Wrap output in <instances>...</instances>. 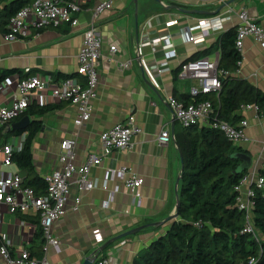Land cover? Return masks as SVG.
<instances>
[{"label":"crops","instance_id":"obj_1","mask_svg":"<svg viewBox=\"0 0 264 264\" xmlns=\"http://www.w3.org/2000/svg\"><path fill=\"white\" fill-rule=\"evenodd\" d=\"M65 1L76 2L81 7L77 15L79 24L75 27L63 25L45 28L28 38L12 40L6 39L0 31V70L16 71L0 85V89L6 86L9 92L5 95L0 90V106L9 104L8 96L10 91L16 90L20 73L33 71L34 75L48 74L51 77V74H76L82 32L91 22L93 8L100 2H111V9L94 21L102 38V46L97 67L99 84L97 95L91 101L90 119L76 126L75 106L68 101L54 99L50 87L34 91L32 103L57 105L58 108L40 118L42 126L33 140L32 153L35 172L44 178L60 169V143L75 133V163L81 165L89 155L99 153V135L102 132L124 121L129 115L133 117L135 125L141 129L133 138V148L115 150L101 164L90 169V179L99 183L91 191L79 192L75 184L71 185L67 211L52 227L59 245L43 244V248L46 246L44 256L52 264H82L94 254L108 258V264H132L140 251L164 234L170 223L166 219L176 212L181 160L173 134L180 125L174 120L166 101L170 96L176 99L181 95L190 98L189 89L194 84L190 79L179 78L176 70L193 54L217 40V36L210 33L206 37L207 46L195 49L184 41L181 29L193 27L198 18L228 9H232L233 13L228 17L226 30L236 28V11L242 5L264 30V0ZM173 21L176 24L168 26ZM141 33H147L150 37L170 34L175 45L176 54L167 59L170 71L163 74L156 84L144 75L143 64L135 55ZM111 45L117 48L113 55L110 52ZM144 52L145 63L148 65L164 59V53L159 47L154 51L146 47ZM217 52L206 57L212 59ZM124 60H130L131 66L119 70L117 65ZM231 75L245 79L264 91V44L258 43L253 36H247L239 67ZM237 113L247 121V140L237 146L251 156L252 165L247 171L259 173L264 170V112L239 109ZM14 125L11 123L4 126L2 134L13 130ZM164 128L173 136L165 145L156 140ZM2 160L0 153V172H17L22 179L25 178V171L19 170L15 164L9 168L4 167ZM122 167L127 169L128 176L143 179L141 198L138 201H134L123 178L113 172ZM103 181L106 182V189L102 187ZM78 196L81 203L78 210L74 211L71 208L74 198ZM37 227L36 214H12L6 205H0V239L5 237L4 244L11 253L17 254L22 249L29 252L33 246L38 245L43 237H35ZM95 229L103 237L101 243L94 240ZM135 229V233L117 238ZM122 241L123 245L115 247Z\"/></svg>","mask_w":264,"mask_h":264},{"label":"built area","instance_id":"obj_2","mask_svg":"<svg viewBox=\"0 0 264 264\" xmlns=\"http://www.w3.org/2000/svg\"><path fill=\"white\" fill-rule=\"evenodd\" d=\"M110 1L98 3L92 11L91 22L82 32V43L77 54L76 76L69 79H60L54 82L52 77L46 75H32L27 78L18 79L16 90L10 91L8 96L9 104L0 106V127L9 126L14 119L23 114L32 103L33 92L46 87L51 88V96L60 101H68L76 107L74 124L81 126L91 117V101L96 97V88L99 84L98 61L101 55L102 38L95 25L100 15L110 10ZM81 7L76 2L65 0H34L30 5L20 9L9 21L8 32L4 37L8 40L28 38L34 32L45 28L60 27L69 25L75 27L79 24L77 15ZM233 13L228 9L222 13L212 16L198 18L193 27H184L181 34L186 43L195 49H202L207 46V35L212 33L218 37L226 30V23L229 15ZM238 24L235 28V49L241 56L244 40L247 36L264 44V30L258 26L248 15L246 8L241 7L236 11ZM176 24L175 21L168 23V26ZM155 50L159 47L164 53V59L154 65L145 63V48ZM117 50L115 45L110 46V52ZM176 54L175 45L170 34H163L150 37L147 33H141L135 47L137 60L141 61L144 67L145 76L152 83H158L161 76L169 73L167 59ZM220 55L217 52L212 59L200 57L194 60H187L180 65L178 77L190 79L194 84L189 89V103L179 101L174 96L167 99L172 111L173 118L182 128L197 126L199 128L216 129L222 132L227 140L233 145L247 140L245 127L247 121L241 119L236 125L216 118V113L210 101H196L201 95L218 94L221 90L220 75L227 73L218 69ZM240 62H238V65ZM131 66L130 60L120 61L117 65L119 70L128 69ZM80 77V78H79ZM3 85V83L1 84ZM2 87L0 90L6 95L9 92ZM242 110H255L258 107L254 104L241 106ZM140 128L134 123L133 117L129 115L124 121L117 123L110 129L99 135L100 150L97 155H89L81 165L75 163V133L65 138L60 143L58 161L60 169L43 180L46 184L45 193L38 195L28 186L23 185V179L17 172H0V205L7 206L10 213H33L38 217V224L42 237L47 245L58 246L59 241L53 235V224L67 211L69 191L72 184H75L79 192H88L99 185L90 179L89 172L93 166L101 164L115 150H131L133 138L140 132ZM25 134L12 135L6 142L0 144V153L3 156L2 165L11 167L14 165L12 155L22 149L25 141ZM173 136L167 128L160 131L157 136L159 144H167ZM114 174L123 178L125 187L133 196L134 201L141 198L140 186L143 179L136 176H128L125 167L113 171ZM102 187L106 189V182ZM236 192L235 207L243 213L244 227L242 232L250 234L256 242H260L262 234L254 226V198L256 191L264 193V176L254 170L246 171L238 184L234 187ZM81 203V198H74L72 210L76 211ZM93 237L96 243H101L103 237L98 229L93 230ZM0 264H52L45 256L38 258L31 256L26 249L20 250L17 254L11 251L4 244L5 237L0 239ZM124 242H119L115 247H120ZM262 249H259L257 257H250L241 264H264L260 263ZM92 264H108V258H102L97 254L93 255Z\"/></svg>","mask_w":264,"mask_h":264},{"label":"trees","instance_id":"obj_3","mask_svg":"<svg viewBox=\"0 0 264 264\" xmlns=\"http://www.w3.org/2000/svg\"><path fill=\"white\" fill-rule=\"evenodd\" d=\"M33 1L0 0V31L4 35L8 32L10 19ZM235 38V28H229L212 45L196 52L189 59L206 57L218 51V69L227 73L226 76H219L221 90L218 94L201 95L195 102L210 101L216 118L233 125L242 119L237 111L243 105L254 104L259 113L264 112V91L245 79L231 75L241 61L235 49ZM179 69L176 70L178 73ZM14 73L15 70H0V85ZM34 74L33 71L20 73L19 79ZM51 75L54 82L76 76ZM184 97L181 95L177 99L184 103L191 101L189 97ZM57 108V105L31 103L23 114L12 121L19 123L27 117L28 121L24 125L3 134L4 126L0 128L1 143L12 135H26L22 149L15 152L11 160L19 170L26 172L23 185L31 187L38 195L45 193L46 184L35 172L32 144L42 126L40 118ZM174 139L182 159L178 178L177 218L169 221L164 234L140 251L132 264H241L250 257H257L259 249H262L259 261L264 262V193L256 191L254 198V226L262 234L259 243L250 234L242 232L244 216L235 207L237 194L234 187L247 170L235 173L240 160L231 155L244 150L230 143L219 130L210 128L178 126ZM259 173L264 176V170ZM36 236L42 237L39 224ZM43 244L42 239L30 249L29 254L40 258Z\"/></svg>","mask_w":264,"mask_h":264},{"label":"water","instance_id":"obj_4","mask_svg":"<svg viewBox=\"0 0 264 264\" xmlns=\"http://www.w3.org/2000/svg\"><path fill=\"white\" fill-rule=\"evenodd\" d=\"M27 121H28V118L25 117V118H24L22 121H20L19 123H15V125H14L13 128H14V129H18L19 126L24 125ZM173 135H174V134H173ZM231 157H232V158H237V159L240 160V164L238 165V167H237L235 173H241V172H243V171H246V170H248V168L252 165V159H251V156L248 155L245 151H242V152H236V153L232 154ZM180 160H181V162H182L181 155H180ZM181 167H182V166H181ZM178 178H179V177H178ZM177 184H178V180H177ZM178 205H179V203H178V201H177V202H176V209H177ZM176 218H177V212H175L174 215L168 217V218L166 219V222H169V221H171V220L174 221V220H176ZM136 231H137V229L132 230V231H129L128 233H124V234L120 235V236L117 237V238L120 239V238H122V237H124V236H126V235H128V234L135 233ZM92 262H93V258L91 257V258H86V259L82 262V264H92Z\"/></svg>","mask_w":264,"mask_h":264}]
</instances>
